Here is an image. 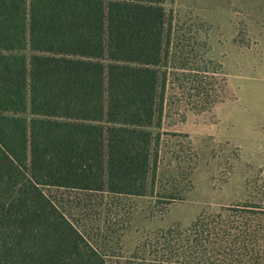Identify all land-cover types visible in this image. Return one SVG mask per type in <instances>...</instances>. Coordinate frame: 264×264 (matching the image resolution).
Listing matches in <instances>:
<instances>
[{
	"label": "trees",
	"instance_id": "trees-1",
	"mask_svg": "<svg viewBox=\"0 0 264 264\" xmlns=\"http://www.w3.org/2000/svg\"><path fill=\"white\" fill-rule=\"evenodd\" d=\"M166 1L0 0V264H105L43 188L147 193ZM159 233L167 264H264L263 204Z\"/></svg>",
	"mask_w": 264,
	"mask_h": 264
},
{
	"label": "rangeland",
	"instance_id": "rangeland-1",
	"mask_svg": "<svg viewBox=\"0 0 264 264\" xmlns=\"http://www.w3.org/2000/svg\"><path fill=\"white\" fill-rule=\"evenodd\" d=\"M164 7L168 67L147 193L43 188L105 264H167L159 232L221 207L264 205V0Z\"/></svg>",
	"mask_w": 264,
	"mask_h": 264
}]
</instances>
